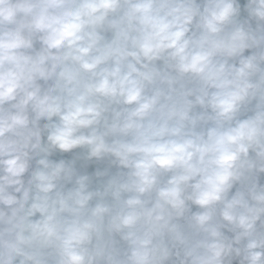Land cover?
I'll return each instance as SVG.
<instances>
[{"label": "clouds", "instance_id": "obj_1", "mask_svg": "<svg viewBox=\"0 0 264 264\" xmlns=\"http://www.w3.org/2000/svg\"><path fill=\"white\" fill-rule=\"evenodd\" d=\"M0 264H264V0H0Z\"/></svg>", "mask_w": 264, "mask_h": 264}]
</instances>
